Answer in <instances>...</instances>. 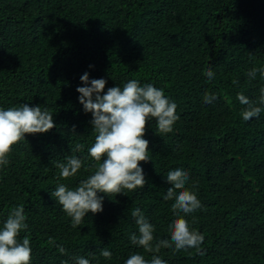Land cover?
Wrapping results in <instances>:
<instances>
[{
    "label": "trees",
    "instance_id": "16d2710c",
    "mask_svg": "<svg viewBox=\"0 0 264 264\" xmlns=\"http://www.w3.org/2000/svg\"><path fill=\"white\" fill-rule=\"evenodd\" d=\"M254 67H264V0H0V108L47 107L56 125L25 134L0 167V228L23 204L28 228L18 240L29 237L30 264H74L77 256L124 264L136 252L150 260L129 239L138 233L131 211L140 208L153 224V245L170 239L174 201L163 198L165 176L180 168L202 204L185 218L204 240L199 249L158 255L166 264H264V111L244 121L237 99H258L264 78L248 77ZM84 73L105 79V92L132 79L151 83L177 104L179 119L162 137L154 119L146 125V185L98 193L103 211L72 227L51 192L60 183L74 189L94 163L92 115L76 91ZM205 92L217 99L205 103ZM71 155L84 166L61 179L55 165ZM104 248L110 260L100 256Z\"/></svg>",
    "mask_w": 264,
    "mask_h": 264
},
{
    "label": "clouds",
    "instance_id": "9594fccd",
    "mask_svg": "<svg viewBox=\"0 0 264 264\" xmlns=\"http://www.w3.org/2000/svg\"><path fill=\"white\" fill-rule=\"evenodd\" d=\"M91 67V66H90ZM264 78V67L252 68L248 73L250 79H255L257 73ZM204 75L212 80L214 72L209 67ZM84 86L77 87L78 99L86 113H91L94 143L88 148V154L94 161L89 167V175L81 180L74 189H69L60 183L51 195L62 210L71 219V226H79L88 213L96 214L103 211V193H124V190L143 188L147 180L140 162H148L149 141L144 139L146 125L155 120L157 135L171 133L173 125L179 119L176 114L177 104L165 96L163 89L153 84L140 85L137 80H129L120 86L108 88L103 78L89 79L88 73L81 76ZM90 85V86H89ZM259 97L253 101L244 94L238 93L237 99L244 105L241 115L244 121L258 118L264 111V87L259 89ZM216 94L205 92L203 100L212 103ZM53 112L47 107H30L22 104L8 109L0 108V167L7 166L13 146L25 139V134H43L53 129ZM83 146L77 144L74 151H80ZM59 177L68 179L75 176L84 166L83 161L75 155L65 157V162H57ZM170 185L165 200H172L173 220L167 230L170 239H159L153 245L154 226L149 222L140 208H134L131 216L135 219L138 233L129 237L133 245L142 247L151 253L148 260L144 255L132 253L124 264H166L158 253L161 248L174 251L199 249L204 237L198 231L190 228L185 218L202 208L201 201L194 191L186 187L189 173L180 168L170 169L165 176ZM196 185H193L195 188ZM24 205L14 206L8 213L6 221L0 228V264H30L32 249L30 239L24 236L18 240L21 231L28 228ZM63 254L65 249L58 246ZM100 256L106 260L112 258V252L107 248L100 250ZM74 264H90V260L74 257ZM67 264V261L64 262Z\"/></svg>",
    "mask_w": 264,
    "mask_h": 264
}]
</instances>
